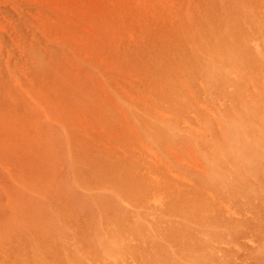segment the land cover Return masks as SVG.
I'll return each mask as SVG.
<instances>
[{
    "label": "rangeland",
    "instance_id": "rangeland-1",
    "mask_svg": "<svg viewBox=\"0 0 264 264\" xmlns=\"http://www.w3.org/2000/svg\"><path fill=\"white\" fill-rule=\"evenodd\" d=\"M263 140L264 0H0V264H264Z\"/></svg>",
    "mask_w": 264,
    "mask_h": 264
},
{
    "label": "bare ground",
    "instance_id": "bare-ground-1",
    "mask_svg": "<svg viewBox=\"0 0 264 264\" xmlns=\"http://www.w3.org/2000/svg\"><path fill=\"white\" fill-rule=\"evenodd\" d=\"M232 13H233V12H232ZM2 34H3V33H2ZM142 34H143V33H142ZM3 38H4V36H3ZM1 39H2V38H1ZM150 39H151V38H150ZM1 42H2V41H1ZM3 44H4V43H3ZM149 44H150V43H149ZM149 44H148V45H149ZM4 45H5V44H4ZM236 47H237V46H236ZM239 47H240V46H239ZM243 48H244V47H243ZM3 50H4V49H3ZM238 50H239V48H238ZM25 51H26V50H25ZM135 51H136V50H135ZM151 51H152V49H151ZM2 52H4V51H2ZM11 52H12V51H11ZM244 52H245V51H243V53H244ZM150 53H151V52H150ZM147 54H148V53H147ZM160 54H161V53H160ZM237 54H238V53H237ZM11 55H12V53H11ZM11 55H10V56H11ZM148 55H149V54H148ZM153 55H154V54H153ZM12 56L16 57L15 55H12ZM18 56H19V55H18ZM18 56H17V59H18ZM169 58H170V57H169ZM176 58H177V57H176ZM132 59H133V58H132ZM145 59H147V58H145ZM156 60H157V59H156ZM168 60H169V59H168ZM248 60H249V59H248ZM164 61H165V60H164ZM21 62H22V60H21ZM21 62H20V63H21ZM147 62H148V61H147ZM160 62H161V61H160ZM166 62H167V61H166ZM210 62H211V61H210ZM252 62H253V61H252ZM252 62H251V63H252ZM23 63H24V62H23ZM157 63H159V62H157ZM161 63H163V62H161ZM161 63H160V64H161ZM199 63H200V62H199ZM160 64H159V65H160ZM164 64H165V63H164ZM214 64H215V63H213V65H214ZM147 65H148V64H147ZM249 65H250V64H249ZM167 66H168V65H167ZM219 66H220V64H219ZM255 66H256V65H255ZM255 66L253 65V68H254ZM11 67H12V66H11ZM140 67H141V66H140ZM143 67H145V66H143ZM162 67H163V66H162ZM162 67H161L160 69H162ZM165 67H166V66H165ZM215 67H216V66H215ZM224 67H225V66H224ZM256 67H257V66H256ZM256 67H255V68H256ZM30 68H31V67H30ZM149 68H150V67H149ZM149 68H148V69H149ZM153 68H154V67H153ZM155 68H156V67H155ZM166 68H167V67H166ZM198 68H199V67H198ZM259 68H260V66H259ZM11 69H13V68H11ZM170 69H171V68H170ZM205 69H206V68H205ZM205 69H204V70H205ZM217 69H218V67H217ZM225 69H227V68H225ZM140 70H141V68H140ZM165 70H166V69H165ZM215 70H216V69H215ZM253 70H254V69H253ZM23 71H24V70H23ZM149 71H151V70H149ZM149 71H148V72H149ZM155 71H156V70H155ZM161 71H163V69H162ZM166 71H167V70H166ZM209 71H210V70H209ZM212 71H213V70H212ZM228 71H229V70H228ZM163 72H164V71H163ZM194 72H195V71H194ZM215 72H217V71H215ZM215 72H214V73H215ZM137 74H138V73H137ZM146 74H147V73H146ZM164 74H165V73H164ZM209 74H210V73H209ZM142 77H143V76H142ZM154 77H155V76H154ZM167 77H168V75H167ZM209 77H211V76H209ZM214 78H215V77H214ZM148 79H149V78H148ZM162 79H163V78H162ZM170 79H171V78H170ZM170 79H169V81H170L171 84H172L173 82H172L171 80H172L173 78H172L171 80H170ZM197 79H198V78H197ZM153 80H154V79H153ZM159 80H160V79H159ZM165 80H166V79H165ZM173 80H174V79H173ZM190 80H191V79H190ZM214 80H215V79H214ZM162 81H163V80H162ZM191 81H192V80H191ZM138 82H139V81H138ZM194 82H196V81H194ZM207 82H208V81H207ZM212 82H213V81H212ZM168 83H169V82H168ZM107 85H108V84H107ZM107 85H106V86H107ZM139 85H140V84H139ZM157 86H158V85H157ZM173 86H174V85H173ZM170 87H171V86H170ZM191 87H193V86H191ZM107 88H108V87H107ZM206 88H207V87H206ZM110 90H111V89H110ZM139 90H140V89H139ZM172 90H173V89H172ZM174 90H176V89H175V86H174ZM208 90H209V89H208ZM115 91H116V90H115ZM136 91H137V90H136ZM140 91H141V90H140ZM158 91H159V90H158ZM176 91H177V92H180L179 90H176ZM183 91H184V90H183ZM183 91H182V92H183ZM240 91H241V90H240ZM112 92H113V91H112ZM195 92H196V90H195ZM195 92H194V93H195ZM115 93H117V92H115ZM144 93H145V92H144ZM151 93H152V92H151ZM180 93H181V92H180ZM209 93H210V92H209ZM236 93H238V92H236ZM158 94H159V93H158ZM197 94H198V92H197ZM234 94H235V93H234ZM239 94H240V92H239ZM146 95H148V94H146ZM241 95H242V94H241ZM148 96H149V95H148ZM184 96H185V95H184ZM199 96H200V94H199ZM117 97H118V96H117ZM121 97H122V96H121ZM208 97H209V96H208ZM119 98H120V97H119ZM122 98H123V97H122ZM122 98H121V100H122ZM151 98H152V97H151ZM180 98H181V97H180ZM181 99H182V98H181ZM183 99H184V98H183ZM211 99H212V98H211ZM164 100H165V98H164ZM158 101H159V100H158ZM167 101H168V100H167ZM181 101H182V100H181ZM183 101H184V100H183ZM200 101H201V100H199V102H200ZM186 102H187V101H186ZM124 103H125V102H124ZM166 103H167V102H166ZM241 103H242V102H241ZM117 104H118V103H117ZM162 104H163V103H162ZM162 104H161V105H162ZM184 104H185V103H184ZM126 105H127V103H126ZM133 105H135V104H133ZM185 105H186V104H185ZM244 106H245V105H244ZM131 107H132V106H131ZM131 107H130V108H131ZM133 107H136V106H133ZM191 107H192V106H191ZM242 107H243V106H242ZM247 107H248V106H247ZM126 108H127V107H126ZM136 108H137V107H136ZM163 109H164V108H163ZM165 109H167V108H165ZM192 109H193V108H192ZM127 110H128V109H127ZM141 110H142V109H141ZM167 110H171V109L168 108ZM172 110H173V109H172ZM248 110H250V111L253 113V111H252L251 109L248 108ZM110 111H111V110H110ZM146 111H147V110H146ZM195 111H196V109H195ZM199 111H201V110H199ZM251 112H250V113H251ZM128 113H129V112H128ZM132 113H133V112H132ZM141 113H142V112H141ZM144 113H145V112H144ZM199 113H200V112H199ZM199 113H198V114H199ZM201 113H202V112H201ZM201 113H200V114H201ZM237 113H238V112H237ZM248 113H249V112H248ZM255 113H256V112H255ZM134 114H135V113H134ZM201 115H202V114H201ZM127 116H128V115H127ZM203 116H204V114H203ZM221 116H222V112H221ZM243 116H244V115H243ZM114 117H115V116H114ZM143 117H144V116H143ZM145 117H146V116H145ZM155 117H156V116H155ZM200 117H201V116H200ZM222 117H223V116H222ZM50 118H51V117H50ZM163 118H164V117H163ZM167 118H168V117H167ZM225 118H226V117H225ZM127 119H128V118H127ZM137 119H138V118H137ZM157 119H158V118H157ZM223 119H224V118H223ZM227 119H228V117H227ZM51 120H52V119H51ZM112 120H113V119H112ZM148 120H149V119H148ZM152 120H153V119H152ZM152 120H151V121H152ZM207 120H208V118H207ZM231 120H232V119H231ZM138 121H139V120H138ZM52 122H53V121H52ZM237 122H238V121H237ZM250 122H251V121H250ZM140 123H141V122H140ZM228 123H229V122H228ZM235 123H236V122H235ZM129 124H130V123H129ZM137 124H138V123H137ZM141 124H142V123H141ZM149 124H150V122H149ZM169 124H170V123H169ZM237 124H238V123H237ZM255 124H256V123H255ZM51 125H52V124H51ZM63 125H64V124H63ZM150 125H151V124H150ZM170 125H172V124H170ZM58 126H59V125H58ZM60 126H61V125H60ZM201 126H202V125H201ZM206 126H207V124H206ZM253 126L255 127V125H253ZM54 127H55V126H54ZM150 127H153V125L150 126ZM160 127H161V125H160ZM160 127H158L159 130H160ZM179 127H180V126H179ZM179 127H178V128H179ZM183 127H184V126H183ZM228 127H229V126H228ZM240 127H242V125H240ZM240 127H237V128H240ZM248 127H249V126H248ZM259 127H260V126H259ZM262 127H263V126H262ZM57 128H58V127H57ZM70 128H71V127H70ZM181 128H182V127H181ZM235 128H236V126H235ZM235 128H234V129H235ZM243 128H244V127H243ZM245 128H246V127H245ZM250 128H252V127L250 126ZM256 128H257V127H256ZM60 129H61V128H60ZM72 129H73V128H72ZM137 129H138V128H137ZM147 129H148V128H147ZM155 129H156V128H155ZM161 129H162V128H161ZM206 129H207V127H206ZM234 129H233V132H234ZM66 130L69 131L70 129H66ZM148 130H149V129H148ZM157 130H158V129H157ZM185 130H186V129H185ZM208 130H209V129H208ZM229 130H230V129H229ZM71 131H74V130H71ZM150 131H151V130H150ZM160 131L162 132V130H160ZM165 131H166V130H165ZM165 131H164V132H165ZM238 131H239V130H238ZM240 131H241V130H240ZM125 132H126V131H125ZM152 132H153V131H152ZM156 132H157V131H156ZM158 132H159V131H158ZM171 132H172V131H171ZM187 132H188V131H187ZM191 132H192V131H191ZM205 132H206V131H205ZM250 132H251V131H250ZM250 132H249V134H250ZM260 132H261V131H260ZM67 133L70 134V132H67ZM153 133H154V132H153ZM126 134H127V133H126ZM161 134H162V133H161ZM187 134H188V133H187ZM242 134H244V133H242ZM245 134H246V133H245ZM66 135H67V134H66ZM145 135H146V134H145ZM154 135H155V134H154ZM165 135H166V134H164L163 136L165 137ZM197 135H199V134H197ZM230 135H231V134H230ZM167 136H168V135H167ZM167 136H166V137H167ZM186 136H187V135H186ZM68 137H69V136H68ZM158 137H161V136L158 135ZM164 137H163V138H164ZM242 137H243V136H242ZM252 137H253V136H252ZM167 138H168V137H167ZM175 138H176V137H175ZM204 138H205V137H204ZM244 138H245V137H244ZM247 138H248V137H247ZM75 139H76V138H75ZM144 139H145V138H144ZM164 139H165V138H164ZM164 139H163V140H164ZM173 139H174V137H173ZM242 139H243V138H242ZM260 139H261V138H260ZM145 140H146V139H145ZM201 140H202V139H201ZM239 140H240V139H239ZM239 140H238V141H239ZM247 140H248V139H247ZM247 140H246V141H247ZM67 141H69V140H67ZM123 141H124V140H123ZM168 141H169V140H168ZM196 141H197V140H196ZM236 141H237V140H236ZM263 141H264V140H263ZM133 142H136V140L133 141ZM190 142H191V141H190ZM199 142H200V141H199ZM202 142H203V141H202ZM243 142H244V141H243ZM248 142H249V141H248ZM136 143H137V142H136ZM145 143H146V142H145ZM159 143H161V142H159ZM185 143H186V142H185ZM236 143H237V142H236ZM253 143H254V142H253ZM257 143H258V141H257ZM260 143H262V142H260ZM68 144H70V143H68ZM162 144H163V142H162ZM172 144H173V143H172ZM246 144H247V143H246ZM250 144H251V143H250ZM116 145H118V144H116ZM123 145H124V144H123ZM127 145H128V144H127ZM137 145H138V144H137ZM147 145H148V144H147ZM154 145H155V144H154ZM158 145H159V144H158ZM164 145H165V144H164ZM258 145H259V144H258ZM72 146H73V145H72ZM135 146H136V145H135ZM168 146H169V145H168ZM191 146H192V145H191ZM213 146H214V148H215V145H213ZM255 146H256V145H255ZM261 146H263V145L261 144ZM68 147H69V146H68ZM78 147H80V146H78ZM158 147H159V146H158ZM165 147H167V146H165ZM174 147H175V146H174ZM199 147H200V146H199ZM250 147H251V146H250ZM252 147H253V146H252ZM257 147H258V146H257ZM69 148H70V147H69ZM69 148H68V149H69ZM71 148H72V147H71ZM128 148H129V147H128ZM171 148H172V147H171ZM178 148H181V147H178ZM248 148H249V147H248ZM77 149H78V148H77ZM165 149H166V148H165ZM167 149H168V148H167ZM181 149H184V148H181ZM181 149H180V150H181ZM194 149H195V148H194ZM250 149H251V148H250ZM254 149H255V148H254ZM258 149H259V148H258ZM261 149H262V147H261ZM174 150H175V149H174ZM202 150H204V149H202ZM215 150H217V149H215ZM125 151H126V150H125ZM127 151H128V150H127ZM127 151H126V152H127ZM166 151H167V150H166ZM248 151H249V150H248ZM255 151H256V150H255ZM255 151H254V152H255ZM258 151H259V150H258ZM263 151H264V150H263ZM155 152H156V151H155ZM189 152H190V151H189ZM195 152H196V150H195ZM207 152H208V151H207ZM251 152H252V151H250L249 154H251ZM133 153H135V151H134ZM156 153H157V152H156ZM158 153H159V152H158ZM196 153H197V152H196ZM255 153H257V152H255ZM129 154H130V152H129ZM182 154H183V153H182ZM260 154H261V151H260ZM260 154H259V155H260ZM68 155H69V154H68ZM79 155H80V154H79ZM178 155H179V154H178ZM194 155H195V154H194ZM259 155H258V156H259ZM129 156H130V155H129ZM131 156H132V155H131ZM136 156H137V155H136ZM184 156H185V155H184ZM186 156H187V155H186ZM196 156H197V155H196ZM252 156H254V154H252ZM260 156H261V155H260ZM160 157H161V156H160ZM171 157H173V156H171ZM174 157H175V156H174ZM182 157H183V155H182ZM206 157H207V156H206ZM241 157H242V156H241ZM255 157H256V156H255ZM255 157H254V158H255ZM71 158H72V157H70V159H71ZM107 158H108V157H107ZM141 158H142V157H141ZM141 158H140V159H141ZM150 158H151V157H150ZM199 158H200V156H199ZM250 158H251V157H250ZM260 158H261V157H260ZM263 158H264V157H263ZM108 159H109V158H108ZM110 159H111V158H110ZM113 159L116 160V158H113ZM120 159H122V158H120ZM186 159H187V157H186ZM201 159H202V158H201ZM201 159H200V160H201ZM227 159L229 160V158H227ZM242 159H243V158H242ZM115 160H114V161H115ZM137 160H138V159H137ZM145 160H146V159H145ZM189 160H190V159H189ZM203 160H204V159H203ZM249 160H250V159H249ZM249 160H247V161H249ZM212 161H213V160H212ZM262 161H263V160H262ZM74 162H75V161H74ZM177 162H178V161H177ZM187 162H189V161H187ZM228 162H229V161H228ZM230 162H231V161H230ZM70 163H71V160H70ZM178 163H180V162H178ZM190 163H191V162H190ZM201 163H203V162H201ZM215 163H216V162H215ZM181 164H182V163H181ZM185 164H186V163H185ZM242 164H243V163H242ZM242 164H241V165H242ZM254 164H255V163H254ZM71 165H72V163H71ZM204 165H205V164H204ZM248 165H249V164H248ZM251 165H252V164H251ZM169 166H170V165H169ZM178 166H179V165H178ZM206 166H207V165H206ZM253 166H254V165H253ZM160 167H161V166H160ZM182 167H183V166H182ZM242 167H243V166H242ZM156 168H157V167H156ZM164 168H165V167H164ZM204 168H206V167L204 166ZM234 168H235V167H234ZM255 168H256V167H255ZM72 169H73V168H72ZM161 169H162V168H161ZM151 170H152V169H151ZM164 170H165V169H164ZM189 170H191V169H189ZM210 170H211V169H210ZM219 170H220V169H219ZM224 170H225V169H224ZM242 170H243V169H242ZM242 170H241V171H242ZM72 171H73V170H72ZM165 171H166V170H165ZM151 172H152V171H151ZM177 172H178V171H177ZM177 172H176V173H177ZM187 172H189V171H187ZM190 172H191V171H190ZM215 172H216V171H215ZM219 172H220V171H218V174H219ZM244 172H245V171H244ZM256 172H258V171H256ZM72 173H73V172H72ZM179 173H180V172H179ZM179 173H178V174H179ZM211 173H212V172H211ZM223 173H224V172H223ZM98 174H99V173H98ZM165 174H166V173H165ZM192 174H193V173H192ZM225 174H226V173H225ZM228 174H229V172H228ZM258 174H259V173H258ZM262 174H263V173H262ZM166 175H167V174H166ZM239 175H240V174H239ZM70 176H71V175H70ZM163 176H164V175H163ZM211 176H212V175H211ZM220 176H221V174H220ZM229 176H230V175H229ZM261 176H262V175H261ZM209 177H210V176H209ZM244 177H245V176H244ZM253 177H254V176H253ZM255 177H256V175H255ZM161 178H162V176H161ZM163 178H164V177H163ZM193 178H194V177H193ZM197 178H198V177H197ZM215 178H216V177H215ZM240 178H241V177H240ZM256 178H257V177H256ZM190 179H192V178H190ZM198 179H199V178H198ZM208 179H210V178H208ZM223 179H224V178H223ZM238 179H239V178H238ZM241 179H242V178H241ZM168 180H169V179H168ZM203 180H204V179H203ZM203 180H201V181H203ZM216 180H218V179H216ZM220 180H221V179H220ZM239 180H240V179H239ZM262 180H263V178H262ZM193 181H194V180H193ZM206 181H207V180H206ZM212 181H213V180H212ZM241 181H242V180H241ZM174 182L176 183V181H174ZM174 182H173V183H174ZM210 182H211V181H210ZM213 182H214V181H213ZM224 182H225V181H224ZM244 182H245V181H244ZM251 182L253 183L252 180H251ZM259 182H260V181H259ZM263 182H264V180H263ZM139 183H140V182H139ZM163 183H164V182H163ZM179 183H180V181H179ZM219 183H220V182H219ZM240 183H241V182H240ZM177 184H178V183H177ZM184 184H185V183H184ZM187 184H188V183H187ZM207 184H209V183H207ZM207 184H206V185H207ZM212 184H213V183H212ZM231 184H233V183H231ZM237 184H238V183H237ZM145 185H146V184H144V186H145ZM164 185H165V184H164ZM192 185H193V184H192ZM194 185H195V183H194ZM198 185H199V183H198ZM225 185H226V184H225ZM244 185H245V184H244ZM248 185H249V184H248ZM76 186H77V185H76ZM141 186H143V184H142ZM165 186H166V185H165ZM165 186H164V187H165ZM179 186H181V185H179ZM184 186L186 187V185H184ZM189 186H190V185H189ZM261 186H262V185H261ZM263 186H264V185H263ZM78 187H79V186H78ZM80 187H81V186H80ZM138 187H139V185H138ZM152 187H153V186H152ZM169 187H170V186H169ZM169 187H168V188H169ZM181 187H182V186H181ZM209 187H210V186H209ZM223 187H224V186H223ZM233 187H234V186H233ZM250 187H253V186L250 185ZM114 188H115V187H114ZM136 188H137V187H136ZM146 188H147V187H146ZM150 188H151V187H150ZM170 188H171V187H170ZM200 188H201V187H200ZM217 188H218V187H217ZM237 188H238V187H237ZM246 188H247V184H246ZM107 189H110V188H107ZM122 189H123V188H122ZM128 189H129V188H128ZM142 189H143V188H142ZM155 189H156V187L154 188V190H155ZM163 189H164V188H163ZM163 189H162V190H163ZM183 189H184V188H183ZM183 189H182V190H183ZM213 189H214V186H213ZM218 189H219V188H218ZM224 189H225V188H224ZM115 190H116V188H115ZM130 190H131V189H130ZM132 190H133V188H132ZM132 190H131V191H132ZM156 190H157V189H156ZM160 190H161V188H160ZM167 190H168V189H167ZM186 190H187V189H186ZM205 190H207V189L205 188ZM211 190H212V189H211ZM211 190H210V191H211ZM248 190H249V189H248ZM89 191H90V190H89ZM117 191H118V190H117ZM131 191H130V192H131ZM200 191H201V190H200ZM208 191H209V190H208ZM241 191H243V190L241 189ZM92 192H94V191L92 190ZM95 192H96V191H95ZM105 192H107V191H105ZM123 192H124V191H123ZM133 192H134V191H133ZM133 192H132V193H133ZM138 192H139V191H138ZM155 192H156V191H155ZM157 192H158V191H157ZM167 192H168V191H167ZM169 192H170V191H169ZM173 192L175 193V191H173ZM176 192H177V191H176ZM183 192H184V191H183ZM187 192H188V191H187ZM219 192H220V191H219ZM219 192H217V193H219ZM234 192H235V191H234ZM253 192H256V191L254 190ZM262 192H263V190H262ZM88 193H89V196H90L91 191L88 192ZM97 193H98V192H97ZM126 193H127V191H126ZM170 193H171V192H170ZM179 193H180V190H179ZM196 193H197V192H196ZM198 193H199V192H198ZM201 193H203V191H202ZM201 193H200V194H201ZM214 193H215V192H214ZM217 193H216V194H217ZM222 193H224V192H222ZM222 193H221V194H222ZM226 193H227V192H226ZM228 193H229V192H228ZM237 193H238V192H237ZM243 193H244V191H243ZM246 193H247V192H246ZM257 193H258V192H257ZM257 193H255V194L257 195ZM85 194H86V193H84V195H85ZM98 194L101 195V193H98ZM98 194H97V195H98ZM123 194H125V193H123ZM129 194H131V193H129ZM135 194H136V193H135ZM143 194H144V193H143ZM167 194H168V193H167ZM167 194H166V195H167ZM176 194H177V193H176ZM200 194H199V195H200ZM205 194H206V193H205ZM133 195H134V193H133ZM179 195H181V193L178 194V196H179ZM184 195H185V194H184ZM193 195L195 196V194H193ZM199 195L197 194V197H198ZM237 195H238V194H237ZM240 195H241V194H240ZM136 196H137V195H136ZM170 196H171V195H170ZM217 196H218V195H217ZM217 196H216V197H217ZM258 196H259V195H258ZM110 197H113V196L110 195ZM139 197H141V196H139ZM144 197H145V196H144ZM167 197H168V196H167ZM167 197H166V198H167ZM172 197H173V195H172ZM202 197H203V196H202ZM221 197H223V196H221ZM237 197H238V196H237ZM260 197H261V196H260ZM91 198H92V197H91ZM132 198H133V197H132ZM209 198H210V197H209ZM209 198H208V199H209ZM218 198H219V197H218ZM235 198H236V197H235ZM141 199H143V198H141ZM141 199H140V200H141ZM191 199H192V198H191ZM222 199H223V198H222ZM227 199H229V198H227ZM230 199H231V198H230ZM243 199H244V197H243ZM169 200H170V199H169ZM175 200H176V198H175ZM179 200H180V199H179ZM179 200H178V201H179ZM245 200H247V199H245ZM252 200H253V199H252ZM126 201H127V200H126ZM138 201H139V200H138ZM196 201H197V200H196ZM211 201H212V199H211ZM223 201H224V200H223ZM227 201H229V200H227ZM227 201H226V199H225V202H227ZM257 201H258V199H257ZM92 202H94V201H92ZM140 202L142 203V201H140ZM140 202H139V204H140ZM176 202H177V201H176ZM232 202H233V201H232ZM244 202H245V201H244ZM260 202H261V200H260ZM262 202H263V201H262ZM94 203H95V202H94ZM115 203H116V200L114 201V204H115ZM144 203H145V202H144ZM168 203H169V202H168ZM180 203H181V202H180ZM190 203H191V202H190ZM240 203H241V202H240ZM252 203H253V202H252ZM254 203H255V202H254ZM117 204H118V202H117ZM117 204H116V205H117ZM123 204H124V203H123ZM137 204H138V203H137ZM170 204H171V203H170ZM187 204H189V202H188ZM48 205H49V204H48ZM146 205H147V204H146ZM166 205H167V204H166ZM232 205H233V204H232ZM92 206H93V205H92ZM94 206H95V205H94ZM128 206H129V205H128ZM137 206H138V205H137ZM137 206H136V207H137ZM148 206H149V205H148ZM152 206H153V205H152ZM152 206H149V207L152 208ZM186 206H187V205H186ZM191 206H193V205H191ZM242 206H243V205H242ZM242 206H241V207H242ZM245 206H246V205H245ZM249 206H251V205H249ZM96 207H97V206H96ZM123 207H124V206H123ZM199 207H200V206H199ZM246 207H247V206H246ZM255 207H256V206H255ZM259 207H260V206H259ZM263 207H264V206H263ZM128 208H129V207H128ZM137 208H138V207H137ZM251 208H252V207H251ZM256 208H257V207H256ZM256 208H255V209H256ZM49 209H51V208H49ZM118 209H119V207H118ZM130 209H131V208H130ZM159 209H160V208H159ZM165 209H166V208H165ZM170 209H171V208H170ZM238 209H239V208H238ZM240 209H242V208H240ZM253 209H254V208H253ZM123 210H124V209H123ZM126 210H127V208H126ZM136 210H137V209H136ZM142 210H143V209H142ZM171 210H172V209H171ZM171 210H170V211H171ZM174 210H177V209H174ZM257 210H258V209H257ZM95 211H96V210H95ZM156 211H157V210H156ZM159 211H160V210H159ZM203 211H204V209H203ZM243 211H244V210H243ZM96 212H97V211H96ZM133 212H134V211H133ZM141 212H142V211H141ZM162 212H163V211H162ZM162 212H161V213H162ZM166 212H167V210H166ZM174 212H175V211H174ZM237 212H238V211H237ZM257 212H259V211H257ZM257 212H255V213H257ZM98 213H99L98 215H100L99 210H98ZM126 213H127V211H126ZM129 213H130V212H129ZM154 213H155V212H154ZM161 213H160V214H161ZM239 213H240V212H239ZM127 214H128V213H127ZM135 214H136V213H135ZM148 214H149V213H148ZM160 214H159V215H160ZM164 214H165V213H164ZM261 214H262V213H261ZM157 215H158V214H157ZM173 215H175V214H173ZM252 215H253V214H252ZM100 216H101V215H100ZM142 216H143V215H142ZM217 216H218V215H217ZM257 216H258V215H257ZM262 216H263V215H262ZM126 217H127V216H126ZM135 217H136V216H135ZM180 217H181V215H180ZM180 217H178V218H180ZM184 217H185V216H184ZM214 217H215V216H214ZM98 218H99V217H98ZM137 218H138V216H137ZM160 218H161V217H160ZM210 218H211V217H210ZM216 218H217V217H216ZM219 218H220V217H219ZM252 218H253V217H252ZM142 219H143V218H142ZM144 219H145V217H144ZM146 219H147V218H146ZM155 219H156V218H155ZM158 219H159V218H158ZM207 219H208V218H207ZM230 219H231V218H230ZM256 219H257V218H256ZM148 220H149V219H148ZM169 220H170V219H169ZM171 220H172V219H171ZM180 220L182 221L183 219L181 218ZM180 220H179V221H180ZM198 220H199V219H198ZM198 220H197V221H198ZM200 220H201V219H200ZM200 220H199V221H200ZM217 220H218V219H217ZM165 221H166V220H165ZM177 221H178V220H177ZM189 221H190V220H189ZM193 221H194V220H193ZM197 221H195V222H197ZM219 221H220V219H219ZM225 221H228V220L226 219ZM229 221H231V220H229ZM229 221H228V222H229ZM237 221H238V220H237ZM242 221H243V220H242ZM246 221H247V220H246ZM250 221H251V220H250ZM100 222H101V221H100ZM169 222H170V221H169ZM184 222H185V221H184ZM190 222H192V220H191ZM200 222H201V221H200ZM202 222H203V220H202ZM202 222H201V224H202ZM206 222H208V221H206ZM206 222H205V223H206ZM210 222H211V221H210ZM213 222H215V221H213ZM222 222H223V220H222ZM240 222H241V221H240ZM59 223H60V222H59ZM219 223H221V222H219ZM226 223H227V222H226ZM231 223H232V221H231ZM234 223H235V221H234ZM237 223H238V222H237ZM167 224H168V223H167ZM167 224H166V225H167ZM184 224H185V223H184ZM197 224H198V223H197ZM199 224H200V223H199ZM211 224H212V223H211ZM238 224H239V223H238ZM241 224H242V223H241ZM263 224H264V223H263ZM187 225H188V224H187ZM205 225H206V224H205ZM205 225H204V227H205ZM224 225H225V224H224ZM236 225H237V224H236ZM251 225H252V224H251ZM139 226H140V225H139ZM142 226H143V225H142ZM142 226H141V227H142ZM147 226H148V225H147ZM151 226H152V228H153V225H152V224H151ZM168 226H169V225H168ZM193 226H194V225H193ZM193 226H192V227H193ZM248 226H249V225H248ZM63 227H64V226H63ZM100 227H101V225H100ZM144 227H145V226H144ZM206 227H208V226H206ZM211 227H212V225H211ZM219 227H220V226H219ZM238 227H239V226H238ZM241 227H242V226H241ZM258 227L260 228V226H258ZM64 228H66V227H64ZM227 228H228V227H227ZM229 228H230V227H229ZM255 228H256V227H255ZM154 229H156V228H154ZM197 229H198V228H197ZM221 229H222V228H221ZM225 229H226V228H225ZM233 229H234V228H233ZM236 229H237V228H236ZM252 229H253V228H252ZM257 229H258V228H257ZM70 230H71V229H70ZM70 230H69V231H70ZM145 230H146V228H145ZM217 230H218V229H217ZM244 230H245V229H244ZM250 230H251V229H250ZM250 230H249V231H250ZM263 230H264V229H263ZM154 231H156V230H154ZM197 231H198V230H197ZM227 231H228V230H227ZM232 231H233V230H232ZM242 231H243V230H242ZM249 231L247 230V233H248ZM255 231H256V230H255ZM261 231H262V230H261ZM70 232H72V231H70ZM173 232H175V231H173ZM173 232H172V233H173ZM194 232H195V231H194ZM200 232H201V231H200ZM202 232H203V231H202ZM206 232H207V231H206ZM228 232H229V231H228ZM250 232H251V231H250ZM252 232H253V231H252ZM258 232H259V231H257V233H258ZM72 233H73V232H72ZM207 233H208V232H207ZM209 233H210V232H209ZM223 233H224V231H223ZM231 233H232V232H231ZM260 233H261V232H260ZM174 234H175V233H173V235H174ZM204 234H205V233H204ZM211 234H212V233H211ZM228 234H229V233H228ZM237 234H239V233H237ZM244 234H245V233H244ZM105 235H106V234H105ZM169 235H170V234H169ZM173 235H172V236H173ZM178 235H180V234H178ZM220 235H221V234H220ZM233 235H234V234H233ZM154 236H155V235H154ZM206 236H207V235H206ZM216 236H217V234H216ZM249 236H250V235H249ZM249 236H248V237H249ZM253 236H254V235H253ZM179 237H181V236H179ZM179 237H178V238H179ZM212 237H213V236H212ZM231 237H232V236H231ZM239 237H240V236H239ZM259 237H260V236H259ZM263 237H264V236H263ZM155 238H157V237L155 236ZM167 238H168V237H167ZM167 238H165V239H167ZM170 238H171V237H170ZM170 238H169V239H170ZM219 238H220V237H219ZM160 239H161V238H160ZM169 239H168V240H169ZM217 239H218V238H217ZM222 239H223V238H222ZM253 239H254V238H253ZM105 240H106V239H105ZM155 240H156V239H155ZM162 240H163V239H162ZM202 240H203V239H202ZM254 240H255V239H254ZM74 241H75V239H74ZM107 241L109 242L110 240L107 238ZM158 241H159V240H158ZM163 241H164V240H163ZM196 241H197V240H196ZM203 241H204V240H203ZM226 241H227V240H226ZM255 241H257V240H255ZM111 242H112V241H111ZM156 242H157V241H156ZM160 242H161V240H160ZM231 242H232V241H231ZM238 242H239V241H238ZM259 242H260V240H259ZM74 243H75V242H74ZM109 243H110V242H109ZM152 243H153V242H152ZM170 243H171V242H170ZM170 243H169V244H170ZM173 243H177V242H173ZM197 243H198V242H197ZM236 243H237V242H236ZM257 244H258V243H257ZM260 244H261V242H260ZM34 245H35V243H34ZM114 245H116V244H114ZM237 245H238V244H237ZM240 245H241V244H240ZM262 245H264V244H262ZM117 246H118V244H117ZM157 246H158V244H157ZM177 246H178V245H177ZM158 247H159V246H158ZM170 247H171V246H170ZM178 247H179V246H178ZM239 247H240V246H239ZM241 247H242V246H241ZM35 248H36V247H35ZM75 248H77V247L75 246ZM161 248H162V246H161ZM195 248H196V247H195ZM117 249H118V248H117ZM220 249H222V248H220ZM243 249H244V248H243ZM254 249H255V248H254ZM258 249H259V248H258ZM37 250H38V249H37ZM190 250H191V249H190ZM245 250H246V249H245ZM164 251H165V250H164ZM173 252H175V251H173ZM235 252H236V251H235ZM78 253H79V252H78ZM233 253H234V252H233ZM172 254H174V253H172ZM116 255H117V254H116ZM224 255H225V254H224ZM227 255H228V254H227ZM233 255H234V254H233ZM235 255H236V254H235ZM255 255H256V254H255ZM255 255H254V256H255ZM79 256H80V255H79ZM171 256H172V255H171ZM173 256H174V255H173ZM175 256H176V255H175ZM175 256H174V257H175ZM222 256H223V255H222ZM231 256H232V255H231ZM112 257H113V256H112ZM168 257H169V256H168ZM256 257H257V256H256ZM260 257H261V256H260ZM211 258H213V257H211ZM258 258H259V257H258ZM262 258H263V257H262ZM214 259H215V258H214ZM260 259H261V258H260ZM85 260H86V259H85ZM215 260H216V259H215ZM217 260H218V259H217ZM224 260H225V259H224ZM256 260H258V259H256ZM183 261H184V260H183ZM228 261H230V260H228ZM260 261H261V260H260ZM210 262H211V261H210ZM213 262H214V261H213ZM218 262H219V261H217V263H218ZM258 262H259V261H258ZM262 262H263V261H262ZM262 262H261V263H262ZM189 263H190V262H189ZM194 263H195V261H194ZM259 263H260V262H259ZM181 264H182V261H181ZM226 264H227V263H226Z\"/></svg>",
    "mask_w": 264,
    "mask_h": 264
}]
</instances>
